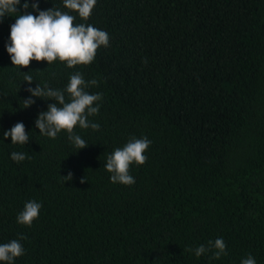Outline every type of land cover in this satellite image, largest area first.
Here are the masks:
<instances>
[{"label":"trees","instance_id":"obj_1","mask_svg":"<svg viewBox=\"0 0 264 264\" xmlns=\"http://www.w3.org/2000/svg\"><path fill=\"white\" fill-rule=\"evenodd\" d=\"M27 2L0 22V244H22L14 264H241L249 255L264 264V0H97L87 20L63 0ZM33 3L106 31L109 46L89 65L14 67L11 25L38 15ZM76 72L102 95L89 117L100 129H74L88 145L80 150L66 132L40 134L35 121L57 102L27 91L63 90ZM17 123L24 145L3 135ZM145 137L135 183H112L108 155ZM28 201L42 205L30 227L17 222ZM217 238L226 256L196 257Z\"/></svg>","mask_w":264,"mask_h":264},{"label":"clouds","instance_id":"obj_2","mask_svg":"<svg viewBox=\"0 0 264 264\" xmlns=\"http://www.w3.org/2000/svg\"><path fill=\"white\" fill-rule=\"evenodd\" d=\"M20 3L21 0H0V22L6 14L17 13V6ZM96 3L97 0H63L64 6L77 12L82 20H87L91 16ZM31 7L39 14H19L15 23L11 25L10 40L6 48L14 67L27 68L33 60L47 61L49 65L59 60L68 68L89 65L94 61L97 50L101 46L105 48L109 46V34L106 31L90 24L76 25L74 24L75 16L67 12L53 8L46 11L40 10L39 3H33ZM23 8H29L27 0ZM24 81L31 84L33 78L25 74ZM91 86H98V81L96 79L85 81L82 74L76 72L70 75L69 83L63 90L52 89L47 83L44 86L38 84L36 88L29 87L27 91L31 93V97L57 102L49 104L48 110L41 112L35 121L40 134L55 139L58 133L66 132L75 148L79 150L86 148L88 146L86 141L74 134V129L77 125L82 129L91 128L94 131L100 129V125L90 121L89 117L99 113V105L94 106V104L102 100V95L89 94L86 89ZM65 94H67V100ZM31 97L24 100V108L35 103ZM3 135L5 139L11 137L12 144L24 145L29 141L23 123H17ZM150 143L147 137L132 138L122 148L118 147L108 155L104 167L107 172L111 173L112 183L126 186L135 183L134 177L129 174L130 166L143 165L146 162L147 157L144 153ZM25 158L23 153L13 152L11 154V159L17 163L24 161ZM64 178L70 181L73 174L69 172ZM84 182L82 179L81 183ZM41 207L42 205L36 201L26 202L17 216V222L30 227L33 221L38 219ZM20 239H26V237L21 236ZM211 250H214L211 259H220L221 256L227 255L226 244L222 238H217L214 242L209 241L207 248L201 245L194 251L196 257L199 258ZM187 251L191 252L193 249L189 248ZM23 254L24 248L19 240L0 244V262L14 264L15 259ZM241 264H256V260L249 255L242 260Z\"/></svg>","mask_w":264,"mask_h":264}]
</instances>
